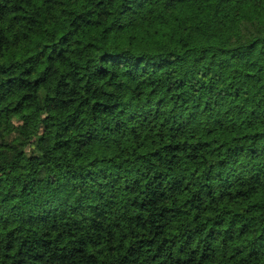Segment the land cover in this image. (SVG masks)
Masks as SVG:
<instances>
[{
    "label": "trees",
    "instance_id": "1",
    "mask_svg": "<svg viewBox=\"0 0 264 264\" xmlns=\"http://www.w3.org/2000/svg\"><path fill=\"white\" fill-rule=\"evenodd\" d=\"M0 264H264V0H0Z\"/></svg>",
    "mask_w": 264,
    "mask_h": 264
},
{
    "label": "rangeland",
    "instance_id": "2",
    "mask_svg": "<svg viewBox=\"0 0 264 264\" xmlns=\"http://www.w3.org/2000/svg\"><path fill=\"white\" fill-rule=\"evenodd\" d=\"M230 58L219 51H212L205 54L191 53L180 64L183 72L204 77H210L225 81L228 74Z\"/></svg>",
    "mask_w": 264,
    "mask_h": 264
}]
</instances>
